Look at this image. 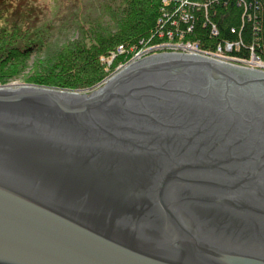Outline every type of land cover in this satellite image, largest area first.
Returning a JSON list of instances; mask_svg holds the SVG:
<instances>
[{
  "label": "water",
  "instance_id": "95a60500",
  "mask_svg": "<svg viewBox=\"0 0 264 264\" xmlns=\"http://www.w3.org/2000/svg\"><path fill=\"white\" fill-rule=\"evenodd\" d=\"M0 264H264V72L164 52L0 85Z\"/></svg>",
  "mask_w": 264,
  "mask_h": 264
},
{
  "label": "trees",
  "instance_id": "16d2710c",
  "mask_svg": "<svg viewBox=\"0 0 264 264\" xmlns=\"http://www.w3.org/2000/svg\"><path fill=\"white\" fill-rule=\"evenodd\" d=\"M52 1L0 0V84L20 78L39 54L45 58L33 63L25 81L91 91L110 76L107 63L113 68L131 60L118 46L140 49L170 40L264 60V0H188L183 6L180 0H54L58 8ZM59 30L75 36L53 46ZM237 41L225 50L226 42Z\"/></svg>",
  "mask_w": 264,
  "mask_h": 264
},
{
  "label": "rangeland",
  "instance_id": "374dc122",
  "mask_svg": "<svg viewBox=\"0 0 264 264\" xmlns=\"http://www.w3.org/2000/svg\"><path fill=\"white\" fill-rule=\"evenodd\" d=\"M35 1L38 2V3H44V2L45 3H50L51 0H35ZM52 2H53V4L55 6H56V4H58L57 2L55 3L54 0ZM49 11L50 10H48V12ZM47 15H48L49 19L56 20L55 13L50 14V12H49V14H47ZM74 36H75V34L70 33L69 30H59L55 34V37H54L52 45L55 46V45L60 44L62 42H66L67 39L74 38ZM173 43H174V41L170 40V41H167V42H165L163 44H152V45H150V44L143 45L142 44L143 46H140L141 47V48L139 47L140 49H137L136 47L134 48L132 46L127 48V47H124L123 45H120V46L117 47V50L120 51L119 49H124V53L126 52V53H128L131 56V60L129 61V63L134 61V60L141 59V58H144L146 56H150L152 54L164 53V52H182V53H190V54L208 55V56H211L213 58L220 59L222 61L231 62V63H234V64H240V65H243L245 67H250V68H252V69H254L256 71L264 72V60L263 59L261 60L255 54H253L251 58L245 59V58H240V57H235V56L229 55L226 52H224V50L221 51V52L218 51V50L215 51V52H209V51H207L206 49H204L202 47L200 48L199 46H198L199 47L198 48L199 52L191 53V52H186L185 50H182V49L176 50V49L171 48V46L174 45ZM165 44H172V45H169V47L165 48V46H168V45H165ZM195 44L198 45V43H195ZM218 47L219 46H217V48ZM40 57L41 58H45V55L39 56V54H37L34 57H32V59L29 60V62H28L27 69H25L23 74H21V77L16 79V80H12L9 83L31 84L28 81H25V78L27 77L26 75L30 72L31 67L33 66V63ZM105 60L107 61L108 59H104V61ZM109 63L111 64L112 62L110 61ZM109 63H107V67H106L105 71L110 76H112L114 73H116L118 70H120L121 68H123L125 66V65L124 66H120V67L114 66L113 68H115V70L117 69V71L114 72L115 70H113V68L110 67L111 65L108 66ZM121 64L122 63H120L119 65H121ZM9 83H7V84H9ZM0 85H2V84H0ZM76 90L79 91L80 89H76ZM80 91L89 92L88 90H80Z\"/></svg>",
  "mask_w": 264,
  "mask_h": 264
},
{
  "label": "built area",
  "instance_id": "2783aa9c",
  "mask_svg": "<svg viewBox=\"0 0 264 264\" xmlns=\"http://www.w3.org/2000/svg\"><path fill=\"white\" fill-rule=\"evenodd\" d=\"M165 1L166 2H170L172 0H165ZM180 1L182 3V6L185 5L188 2V0H180ZM184 20H186L185 17H184ZM169 36L172 37V34L169 33ZM239 43H240V41H237V42H226L224 48H225L226 51L230 52L234 46L238 47V45H240ZM173 44L174 45L171 46V48L176 49V50L182 49V50H185L186 52H191V53H197V52H199V49H198L199 47L195 43H189V42H174ZM165 45H168V46H165V48H166V47H169V45H172V44H165ZM217 50L221 52L224 49L222 48V46H219L216 49V51Z\"/></svg>",
  "mask_w": 264,
  "mask_h": 264
},
{
  "label": "bare ground",
  "instance_id": "6f19581e",
  "mask_svg": "<svg viewBox=\"0 0 264 264\" xmlns=\"http://www.w3.org/2000/svg\"><path fill=\"white\" fill-rule=\"evenodd\" d=\"M10 84V83H9ZM5 85H7V84H5Z\"/></svg>",
  "mask_w": 264,
  "mask_h": 264
}]
</instances>
